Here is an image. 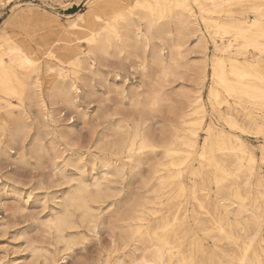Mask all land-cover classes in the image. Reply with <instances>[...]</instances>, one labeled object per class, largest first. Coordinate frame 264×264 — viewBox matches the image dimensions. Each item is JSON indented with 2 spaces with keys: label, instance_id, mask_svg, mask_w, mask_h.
Instances as JSON below:
<instances>
[{
  "label": "bare ground",
  "instance_id": "obj_1",
  "mask_svg": "<svg viewBox=\"0 0 264 264\" xmlns=\"http://www.w3.org/2000/svg\"><path fill=\"white\" fill-rule=\"evenodd\" d=\"M133 1H92L66 24L27 31L18 47L0 50V156L47 163L49 186L57 188L41 225L60 245L29 239L28 264L66 263L84 237L80 227L98 223L115 253L103 264H264V178H252L255 153L247 137L205 122L203 98L210 78L208 102L213 96L254 125L264 122V0ZM214 2L228 18L211 17ZM249 13L262 19L242 20ZM210 47L226 58L210 57ZM37 53L50 57L44 77ZM71 119L92 125L99 154L88 152L89 167L73 148L79 139ZM225 124L246 132L234 119ZM205 166L216 190L208 209L193 195L200 209L186 225L174 204L185 192L177 179L186 169L203 177ZM2 198L0 187V207Z\"/></svg>",
  "mask_w": 264,
  "mask_h": 264
},
{
  "label": "rangeland",
  "instance_id": "obj_2",
  "mask_svg": "<svg viewBox=\"0 0 264 264\" xmlns=\"http://www.w3.org/2000/svg\"><path fill=\"white\" fill-rule=\"evenodd\" d=\"M92 1L95 2L96 0H0V50H4L7 45L18 47L23 42L22 38H24L27 31H45L47 26L53 21L66 24L68 20L76 17L78 14L89 11L93 7ZM128 1L130 3L134 2L133 0ZM260 2L261 0L256 1V3ZM119 3L120 2L117 4ZM108 5L110 4H104L103 7H107ZM30 8L36 13L29 12ZM209 8L212 18H228L218 2L210 3ZM20 11H24L26 14L21 15L19 21L12 19L13 16ZM255 19L262 18L257 17L253 13H249V15L242 18V20L251 22ZM227 41L228 38L225 37L224 42L226 43ZM29 44L34 47L31 41ZM44 44H46L44 45L45 47L48 46L47 40L44 41ZM214 54L218 56L224 55L223 57L225 58L227 56V52L224 50L218 51L210 47L209 56L211 57ZM37 57L40 71L42 70L41 76L44 77L45 72L43 71V65L45 61L50 60V57L42 53H37ZM4 60L9 62V57L4 55ZM208 72H211V69H208ZM215 85V82L208 78L203 87V98L206 106L205 122L207 123L210 121L217 127L225 129V131L238 134L243 139L247 137L245 141L247 145L253 149L256 158L254 167L255 174L252 178H264V162L262 161V151L260 150V146L263 144L262 138L264 134H255V130L257 129L264 131V122L254 125L252 120L243 115L242 111L228 109L224 106V100L216 102L213 96L210 102H208V89L210 86H212V89H215ZM216 87L218 88V86ZM102 91L105 90L101 89L100 92ZM229 98L230 97L226 94H222L220 97V99L226 100ZM8 99L13 105L17 106L18 100L16 98ZM93 99H95V102L93 104L91 103V106L97 104L99 96ZM112 103L113 95H111L110 100L104 104L110 109ZM99 104L101 106L103 105V103ZM196 118H198V116ZM225 119H234L240 122L246 132H241L240 129L232 128L225 124ZM70 121H72V119ZM101 121L102 125L106 124L105 119ZM260 121L261 119L258 118L257 122ZM72 123L74 124L79 139L78 144H76L77 146L74 145L73 148H78L80 150L83 155L82 162L86 164V167H89L91 159L88 157V152L92 150L93 154H95L99 148V146L94 147V143L91 142V136L92 139L94 138L91 134L92 125L83 124L81 119H75ZM244 134L245 136H242ZM13 150L14 148H11V151ZM105 152L108 153L110 151L107 150ZM98 154L99 153H96L95 156L98 157ZM94 160H97L98 165V158H94ZM192 162L193 165L197 164L196 161H189L187 165L190 166ZM226 162L230 163L231 161L226 160ZM43 164L44 165H39L36 160H32L31 165L18 164L5 156H0V187L3 197V205L0 207V214H3L5 217V224L0 229V264L30 263V252L29 248L26 246L29 239L38 240L42 246H52L56 248L60 245L58 242H54L51 237L52 232H47L43 225H41V220L45 218V215L53 206L51 198L53 192L57 189L49 186L51 180L50 167H47V163L45 162ZM181 167L185 168V166ZM230 167L233 166L231 165ZM212 169L213 168L210 166H205L203 177L199 174L191 175L188 169L183 170L179 174L177 183L180 182L185 186V192L184 195H177V198L175 197L174 204H176L175 207H177L182 219L185 218L187 220L185 221L186 225L190 223L188 222L189 216L192 215L193 210L200 209H198L193 195H196L197 199L203 200L202 202L205 208L208 209L210 196L213 195L216 190L214 183L211 181L213 176ZM231 180L232 179H229L228 182ZM39 181H42L43 188L40 187ZM1 182H3L4 188ZM135 184L138 185L137 183ZM137 192L148 196L150 200L153 199V194L149 191H145L143 188H139ZM208 195L209 198L207 197ZM14 209L16 212L12 214ZM80 228L85 238L83 237L82 240L80 239L81 242L79 241L74 245L76 253L64 264H76L78 258L88 264H103L105 259H113L115 254L113 252V245L110 243L109 235L102 224L98 223L94 228H90L91 230H88L86 227Z\"/></svg>",
  "mask_w": 264,
  "mask_h": 264
}]
</instances>
